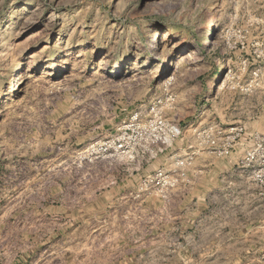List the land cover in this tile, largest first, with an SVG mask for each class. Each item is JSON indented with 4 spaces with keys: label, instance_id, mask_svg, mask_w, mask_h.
<instances>
[{
    "label": "rangeland",
    "instance_id": "obj_1",
    "mask_svg": "<svg viewBox=\"0 0 264 264\" xmlns=\"http://www.w3.org/2000/svg\"><path fill=\"white\" fill-rule=\"evenodd\" d=\"M212 7L218 26L205 47ZM154 33L164 59L156 64ZM3 94L0 264H87L88 229L102 240L116 228L103 210L88 217V202L107 200L111 182L141 180L84 153L124 119L157 105L183 126L182 139L207 132L221 141L240 126L247 143L264 139V0H0ZM255 240L237 264H264Z\"/></svg>",
    "mask_w": 264,
    "mask_h": 264
},
{
    "label": "crops",
    "instance_id": "obj_2",
    "mask_svg": "<svg viewBox=\"0 0 264 264\" xmlns=\"http://www.w3.org/2000/svg\"><path fill=\"white\" fill-rule=\"evenodd\" d=\"M245 140L242 136L229 156L220 157L209 146L201 148L198 137L182 139L185 148H179L197 156L188 167L191 182L173 192L166 212L159 198L142 205L121 198L136 189L137 180L107 187V200L88 202V217L91 209L103 210L116 228L109 234L103 229L102 240L88 229L87 264H237L240 252L256 251L255 238L264 251V187L241 165L244 146L253 143ZM164 162L151 166L155 170Z\"/></svg>",
    "mask_w": 264,
    "mask_h": 264
},
{
    "label": "built area",
    "instance_id": "obj_3",
    "mask_svg": "<svg viewBox=\"0 0 264 264\" xmlns=\"http://www.w3.org/2000/svg\"><path fill=\"white\" fill-rule=\"evenodd\" d=\"M251 74L254 79L259 78V72ZM145 113L140 110L130 115L117 126L111 137L92 144L84 153L96 161L105 162L110 169H120L128 178L142 175L136 189L121 198L137 201L139 205L151 198H159L166 212L170 208L173 192L191 182L188 167L197 153L176 149V143L184 137V128L180 123L166 118L157 105L153 106L151 112ZM236 131L237 134L222 142L204 132L200 145L213 148L220 157L229 156L235 141L246 134L243 126L236 128ZM253 141L258 147L245 152L241 165L249 169V177L254 184L264 187V139L256 135L252 137ZM181 153L185 154L180 156ZM162 158H165V162L150 171V166ZM115 184L111 182L110 186Z\"/></svg>",
    "mask_w": 264,
    "mask_h": 264
},
{
    "label": "bare ground",
    "instance_id": "obj_4",
    "mask_svg": "<svg viewBox=\"0 0 264 264\" xmlns=\"http://www.w3.org/2000/svg\"><path fill=\"white\" fill-rule=\"evenodd\" d=\"M214 9H213V7L210 9V11L207 13L208 14V16H209V23H208V25L205 27V37H206V40H205V43H204V46L205 47H209V46H211V44H212V42L209 40V38L212 36V34H214V28L216 27V26H218V20H217V17H216V15L214 14ZM153 37V40H152V44H150L149 45V51L151 52V53H153V55L151 56V59H152V61L153 62H155V64L158 62H164V59H163V55L161 54H159L160 52H158L159 51V40H158V38H157V33H154V35L152 36ZM191 59V57L188 55V56H183L182 58H181V61L182 62H187V61H189ZM100 65L102 66V67H105V66H107V63H105L104 61H100ZM66 69V66L64 65L63 67H61V71L63 72L64 70ZM124 62H121V63H119V64H117V66L114 68V69H112L113 71H111V73L109 74V76L111 77V78H117V77H119L120 75H122L123 74V72H124ZM16 72L17 73H15V75H14V79H13V81H15L16 82V78H17V83H12V82H10L9 84H10V86H11V88H12V90L11 91H13V92H15V91H17L20 87H18V86H21L22 85V83H23V78H22V73H23V71H22V66L21 65H18V66H16ZM19 73V74H18ZM161 75V74H160ZM49 76H51V75H49ZM161 77V76H160ZM6 100V95H1L0 96V105L4 102Z\"/></svg>",
    "mask_w": 264,
    "mask_h": 264
}]
</instances>
